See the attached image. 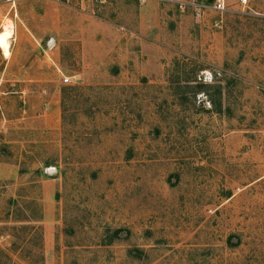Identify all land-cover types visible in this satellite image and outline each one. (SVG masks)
I'll return each mask as SVG.
<instances>
[{"label": "rangeland", "instance_id": "obj_1", "mask_svg": "<svg viewBox=\"0 0 264 264\" xmlns=\"http://www.w3.org/2000/svg\"><path fill=\"white\" fill-rule=\"evenodd\" d=\"M177 1L0 0V264H264V0Z\"/></svg>", "mask_w": 264, "mask_h": 264}, {"label": "built area", "instance_id": "obj_2", "mask_svg": "<svg viewBox=\"0 0 264 264\" xmlns=\"http://www.w3.org/2000/svg\"><path fill=\"white\" fill-rule=\"evenodd\" d=\"M16 1L17 0H7L8 3H10L11 8L16 7ZM59 3L63 4H84V3H92V4H106L111 2L112 0H54ZM143 2H146L148 0H141ZM243 3H247V0H242ZM177 5L182 9H192L195 11V14L197 16L202 15L207 10H217V11H225L226 8V2L225 0H217L215 3H205L201 0H180L176 2ZM70 79L67 78L65 81L68 82Z\"/></svg>", "mask_w": 264, "mask_h": 264}, {"label": "bare ground", "instance_id": "obj_3", "mask_svg": "<svg viewBox=\"0 0 264 264\" xmlns=\"http://www.w3.org/2000/svg\"><path fill=\"white\" fill-rule=\"evenodd\" d=\"M13 23L7 25L6 27L4 26V30L0 31V49L3 51L6 58L11 54L10 40L13 38L15 33Z\"/></svg>", "mask_w": 264, "mask_h": 264}, {"label": "trees", "instance_id": "obj_4", "mask_svg": "<svg viewBox=\"0 0 264 264\" xmlns=\"http://www.w3.org/2000/svg\"><path fill=\"white\" fill-rule=\"evenodd\" d=\"M207 1H209V2H213V1H215V0H207Z\"/></svg>", "mask_w": 264, "mask_h": 264}]
</instances>
